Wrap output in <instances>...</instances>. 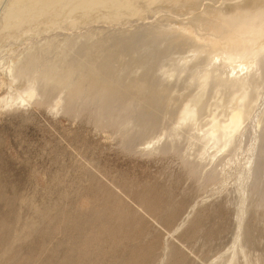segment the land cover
<instances>
[{
  "label": "bare ground",
  "instance_id": "obj_1",
  "mask_svg": "<svg viewBox=\"0 0 264 264\" xmlns=\"http://www.w3.org/2000/svg\"><path fill=\"white\" fill-rule=\"evenodd\" d=\"M2 2L0 0V51L2 53L4 50L8 51V54L1 58L0 64L7 76H11L8 77L9 80L11 79V83L8 81L10 83L8 84L12 85L10 86L12 88L0 98V108H6V106L18 108L22 103L36 104L46 106L50 110H62L75 117L87 111L93 118L91 121L94 120V125L97 127L113 128L116 133L122 131L119 132V134L122 133L121 135H117L121 136L119 140L127 151L132 150V146L135 147L134 144L141 138L144 141L149 139L144 144L146 148L141 149L143 152L148 151L154 143L148 151L149 154L154 152L178 154L177 156L184 159L187 175L190 177L197 176L200 179L208 166L211 168L204 174L207 182L213 180L215 182L219 179V175L224 173L225 177L222 176L221 182L227 184L231 179L232 192L239 195H237L239 199L235 202L237 205L236 236L230 248L228 263L237 264L242 256L248 264H255L246 251L242 237L246 213L250 206L247 202L258 197L256 207H264L262 180L264 173V0H4ZM35 35L40 36L34 39ZM22 37L26 45L18 47L16 42L21 41ZM11 40H13L12 43ZM3 84L0 80V88L4 86ZM178 103L179 106L174 111L173 108ZM171 117L175 118L174 126H171L173 123L168 124ZM196 130L198 133L192 134V131L197 132ZM186 131L189 135L185 134V136L189 138L186 137L185 140L187 139L190 143L194 139V142L189 144L188 150L194 149L192 145L198 147L194 149L195 152L193 150L194 153L186 150L188 152L184 154L183 149L180 150L177 146V138L180 135L182 138L185 137L183 133ZM156 133L159 135L155 136ZM161 141L162 144H160ZM133 150L130 152L135 151ZM191 156L195 158L192 161ZM159 201L161 200L157 203H160ZM167 204L169 205V201ZM149 205H146L147 208L150 207ZM195 207L196 205L192 209L195 210ZM166 210L168 212L170 209ZM69 211L71 209L64 213L66 218ZM106 211L110 212V209ZM119 212L120 210L117 216L120 215ZM61 213L59 212L60 217L63 215ZM135 216L133 214L132 219ZM69 217L71 219V216ZM97 217H99L98 214H92L89 220ZM187 217L175 231L180 230L186 223ZM126 219L129 220L127 217ZM74 220L76 221L77 218L75 217ZM48 221L49 219L47 223ZM44 223L45 221L43 225ZM0 224L2 227V222ZM100 224L104 226L106 222ZM89 228L87 227L88 233L90 229H93ZM110 229L105 231V234ZM1 230L0 237L3 233ZM84 230L81 235L87 233V230L86 232ZM15 233L18 232L14 231ZM145 234L147 235L146 232ZM106 235L108 240V236L112 238L113 233H111L112 236L110 232ZM118 236L116 238H119ZM142 236L144 238V234ZM82 237L88 239L85 234ZM51 238L53 240V237ZM68 240H70L69 236ZM58 241H53V244ZM63 241L67 244L66 240L63 239ZM139 242V244L143 243ZM24 244L30 246L31 243ZM95 245L98 244L95 242ZM32 247L35 248L33 245ZM136 247L133 250L137 249ZM132 248L128 250L129 253ZM38 249L41 250L40 247ZM10 250L8 252L6 249L3 252L0 249V264H23L24 262L19 259L20 249L15 252ZM82 250L79 252L83 253ZM103 250L102 247L100 251L103 252ZM133 250V253L136 252ZM79 252L78 255H82ZM122 252L120 249V253ZM37 253L34 254L40 256V253ZM67 253L69 257L70 252L67 251ZM85 255L82 256L87 258ZM130 255L131 253L128 256ZM116 256L126 264L120 255V257ZM22 257L24 258V255ZM93 258L90 260L89 257L90 262ZM28 260L32 259L28 258ZM36 261H38L37 258ZM78 261L82 263V260ZM27 262L29 264V261Z\"/></svg>",
  "mask_w": 264,
  "mask_h": 264
},
{
  "label": "rangeland",
  "instance_id": "obj_2",
  "mask_svg": "<svg viewBox=\"0 0 264 264\" xmlns=\"http://www.w3.org/2000/svg\"><path fill=\"white\" fill-rule=\"evenodd\" d=\"M2 1L4 2V0ZM38 36L40 35H35L34 39L39 38ZM23 38H20L21 41L16 42V45H19L18 47L26 45V43L24 44L25 40ZM7 54L8 51L4 50L3 53L0 51V61ZM2 68L0 64V73L2 72L0 74V80L4 83V86L0 88V98L7 94V91L10 92V88H12L10 87L12 85H9L11 83V79L9 80L11 76H7L5 69ZM178 106L179 103L174 106L173 110L176 111ZM92 119L87 111L75 117L71 114L64 113L62 110H50L46 106L36 104L25 105L22 103L18 108L10 106L0 108V222L3 224L2 227L0 224V230L2 229L1 231L3 232L0 237V242L2 241L0 243V249L3 252L6 249H8V252L10 249V252L19 251L20 249L19 259L21 262H24L23 264H28L27 261H29V264L36 262L38 264L41 262H44L43 264H50L51 260L54 264H74L73 262L79 264L80 261L78 260H82L83 264H89L93 257L95 258H93L90 264H114L115 261V264L117 262H119L118 264H122L123 262L116 255H120L126 264H133L134 262V264H229L230 248L236 236L237 226V205L235 202L239 199L238 193L232 192V180L230 179L227 184L221 182L223 177H225L223 173V175H219V179H216L215 182L214 180L205 181L204 174L210 170V166L203 171L202 178L200 175V179L197 176L190 177L187 175L184 159L177 156L178 154L173 152L162 154L154 151H152L154 152L153 154H149L148 151L154 143L148 148V151L143 152L141 149L146 148L144 144L149 139H145L144 141L141 138L136 142H139L138 144H134V146L136 145L135 147L132 146L133 149L135 148V151L132 149L134 152H130L132 151L131 149L127 151L122 147L123 144L119 140L121 136L118 135H121L122 133L119 134V132L122 131H117L116 133V130L113 128L97 127L94 125V120L93 122L91 121ZM174 119L171 117L168 124L170 123L169 125H171L173 123L171 126H174ZM157 133L155 136L159 135ZM194 133L197 134L198 131H192V134ZM185 134L189 135L187 131L183 133V136ZM180 137H178L180 140L178 138L176 140L180 150L183 149L182 152L184 154H187L189 150L194 153L196 148H198L195 145L191 144L195 150H188L190 148L189 144L194 142V139L189 143L187 139L185 140L187 136ZM162 141L160 144L164 142ZM194 157L191 156L190 160H194ZM262 178L264 182V173L262 174ZM95 196L97 197L94 198ZM122 198L123 200L121 201ZM254 198V201L249 200L247 202L250 206H248L246 213L242 238L251 261L255 264H264V207L257 208L256 200L258 197ZM149 199L150 201H148ZM158 200H161L159 201L160 203H157ZM88 201L89 203L93 202L94 205L93 203L89 204ZM168 201L169 205L167 204ZM151 202L152 204H150ZM124 203L128 204L129 207L127 205L125 206ZM146 205L150 207L147 208ZM195 205L196 209L193 210L192 208ZM72 207L74 208L72 209ZM111 207L114 209V213ZM167 208L168 210L170 209L168 212L166 210ZM70 209L72 212L69 211V213L72 215L68 213V218H66L65 214ZM109 209L110 212L106 211ZM119 210L120 217L117 216ZM136 210L139 211L137 212ZM81 211L82 213H80ZM127 211L132 212L128 213ZM59 212L63 213L61 217ZM76 212L79 214L75 215L74 213ZM51 214L54 216L52 215L51 217ZM92 214H98L99 217L89 220L92 218ZM133 214L134 216L136 214V216L132 219ZM74 215L77 220H74L75 217L73 220L77 223L72 220ZM69 216H71V219H69ZM186 217V223L182 225L180 230L175 231L177 226ZM48 219L49 221L47 223ZM58 219H62V221L60 222ZM82 220L86 221L84 222ZM44 221L47 226L45 223L43 225ZM103 222H106V225L100 226V223ZM51 224L54 225L51 226ZM84 224H88L89 226L84 227ZM54 226H56L55 230ZM87 227L93 228L92 230L89 228L91 233H88L89 230H87ZM83 228L87 230V233L84 234L85 236L87 235L88 239L82 237L84 234L81 235L84 230ZM109 228H111L109 231L110 235L113 233V236L111 235L112 238L108 236V242L106 234L109 232L105 234V231H108ZM53 230L56 231L55 234L57 236L53 234ZM85 230L84 232H86ZM14 231L18 233L14 234ZM28 231L30 232L28 233ZM115 233L117 236L119 235V238H116ZM142 234H144V238L143 236L141 237ZM5 235L7 237L6 239ZM67 235L70 240H68ZM33 236L34 238H32ZM42 237L44 238L42 239ZM51 237H53V240H51ZM63 239L67 241V244L70 241L74 245H71L69 242L70 247H68L69 244L67 246ZM119 239L122 240L120 241ZM86 240L89 241L86 242ZM129 240L136 242L132 245ZM47 241H51L52 243H48ZM53 241L58 242L53 244ZM94 241L98 245H95ZM139 241L143 243L139 244ZM29 242L31 243V247L28 246L29 244H24ZM145 243H149L150 245L148 244V246ZM47 245L48 247H46ZM92 245L97 247H93ZM20 246L22 247L20 248ZM64 246L67 247L65 248ZM39 247L41 250L46 248L45 250L43 249V254L38 249ZM102 247L108 252L107 254H103L105 252L104 250L101 252ZM134 247L138 249V252L137 249H135L136 252H132ZM25 248L29 250L31 248V251ZM36 248L38 249L37 251L35 250ZM131 248L130 253L133 255L128 256L130 254L128 250ZM72 249L75 250L74 253ZM77 249H83L84 251L82 250L83 253H80L81 251L79 250V252ZM110 249L112 251L109 252ZM120 249L123 251L122 253H120ZM28 251L31 254L30 256ZM65 251L66 253L67 251L70 252L71 258L70 255L69 257L67 255L69 253H64ZM21 252L24 253L22 254ZM35 252H39L40 256L34 254ZM78 252L83 256L86 254L85 256L88 259L82 255L79 256ZM101 253L103 255H100ZM23 255L25 260L22 257ZM25 255L27 256L25 257ZM65 255L67 256L63 257ZM33 256H37L38 261ZM39 257L40 259H38ZM41 257H43L42 260ZM111 257L115 259L112 260ZM28 258L32 260H28ZM77 258L79 259L77 260ZM239 259L237 264H248L242 256ZM53 262L51 263L53 264Z\"/></svg>",
  "mask_w": 264,
  "mask_h": 264
}]
</instances>
